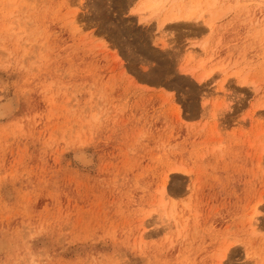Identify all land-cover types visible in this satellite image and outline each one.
Listing matches in <instances>:
<instances>
[{
	"label": "rangeland",
	"instance_id": "obj_1",
	"mask_svg": "<svg viewBox=\"0 0 264 264\" xmlns=\"http://www.w3.org/2000/svg\"><path fill=\"white\" fill-rule=\"evenodd\" d=\"M167 3L0 0V264H264V0Z\"/></svg>",
	"mask_w": 264,
	"mask_h": 264
},
{
	"label": "bare ground",
	"instance_id": "obj_2",
	"mask_svg": "<svg viewBox=\"0 0 264 264\" xmlns=\"http://www.w3.org/2000/svg\"><path fill=\"white\" fill-rule=\"evenodd\" d=\"M167 1L168 0H140V4L136 8V12L139 14H142L141 16L143 19H147V18L152 17L154 15L157 17V15L162 11V9L165 8ZM196 10L197 9H194V7H192V8L190 7L187 11L182 13L181 10L177 9L175 11H171V15H168L169 17L167 19L168 20H178L180 18H186V19L192 18L193 19L194 17H196V13H197ZM165 19H164V21H165ZM163 22L160 23L159 25H162ZM208 74H210V73H208ZM204 78H206V76Z\"/></svg>",
	"mask_w": 264,
	"mask_h": 264
}]
</instances>
